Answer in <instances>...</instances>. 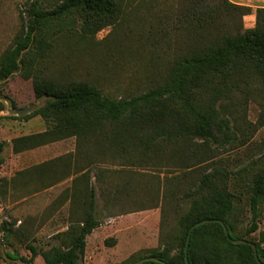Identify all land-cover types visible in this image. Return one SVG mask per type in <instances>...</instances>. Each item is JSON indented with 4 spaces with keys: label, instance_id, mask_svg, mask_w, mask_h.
<instances>
[{
    "label": "trees",
    "instance_id": "trees-1",
    "mask_svg": "<svg viewBox=\"0 0 264 264\" xmlns=\"http://www.w3.org/2000/svg\"><path fill=\"white\" fill-rule=\"evenodd\" d=\"M120 11V0H59L51 6L32 0L22 10L21 28L0 57V84L17 71L24 78L32 79L36 99H45V103L15 117L29 120L40 116L47 127L12 138L15 153L75 137L79 142L95 145L98 154L103 152L106 143L112 160L116 161L126 151L157 153L166 146H179L195 139L209 147L211 143L224 145L237 139L226 101L233 85L237 86L245 77L255 74L264 80V7L257 8L255 25L245 27L243 17L252 13L251 6L230 0H190L182 12L186 40L175 52L167 77L138 94L111 96L89 81L48 75V66L44 63L62 19L79 17L82 37L87 38L112 25ZM3 97L7 96H0V112L6 108ZM12 107L16 108L13 100ZM5 145L6 142L0 141V167ZM90 151L87 150V156L93 165L96 161ZM191 154L196 155L194 151ZM195 157L197 164L208 166L194 183L185 187L181 199L187 200L188 207L179 214L176 227L162 239L161 247L140 250L119 264H131L147 256L159 260L139 264H258L253 243L264 262V230L259 226L264 202V165L247 187L249 225L243 233H237L235 212L239 196L230 186L235 173L223 166L222 160H214V156L201 153ZM46 164L17 171L11 181L27 186L29 194L35 193L37 178L44 174ZM186 167L191 170L194 163ZM83 174L90 189V169ZM94 178L100 184L94 183L87 191L86 210L82 214L70 211L68 228L54 233L53 242L37 247L30 241L35 238L31 223L22 221L17 226L16 221L2 220L0 251L1 246L13 247L14 240L19 239L26 243L31 255L25 259L16 249L13 253L7 251L12 260L32 264L41 255L44 264H79L85 254L87 236L101 225L98 198L105 207L130 197L129 189L134 187L146 191L141 181H109L106 169H97ZM7 184L6 179L0 184V200L7 195ZM176 194L171 191L163 198L168 202L177 201L180 197ZM203 219L213 221L193 229L186 256L189 230ZM219 219L227 225L233 238L246 239L248 243L230 241ZM257 231V239L248 237ZM105 242L114 245L116 239L108 238Z\"/></svg>",
    "mask_w": 264,
    "mask_h": 264
},
{
    "label": "rangeland",
    "instance_id": "rangeland-1",
    "mask_svg": "<svg viewBox=\"0 0 264 264\" xmlns=\"http://www.w3.org/2000/svg\"><path fill=\"white\" fill-rule=\"evenodd\" d=\"M30 1L32 0H0V57L20 30L21 12ZM39 1L51 6L59 0ZM230 1L252 7V13L243 17V23L245 27H253L256 23V10L264 7V0ZM120 2L121 11L117 20L87 38L82 37L79 17L61 20L57 27L59 31L57 33L56 30L57 34L52 42L53 48L44 63L48 66L49 76L89 81L111 96L141 93L167 77L175 52L183 45L187 36L182 12L190 4V0ZM0 94L7 96L3 97L6 108L0 112L3 116L0 119V141L6 142L4 162L0 167L1 184L3 179L16 173L22 165L26 167L43 159L38 158L37 153L30 154L24 162L19 159L18 166L12 168V151L9 148L11 139L44 130L47 124L40 116L29 120L15 117L19 115L15 112L16 109L31 104H34V109L45 103V99H36L32 79L24 78L17 71L0 84ZM12 100L16 108L12 107ZM226 103L237 139L224 145L211 143L209 147V144L195 139L179 146H166L161 151H156L157 153L122 152L116 161L112 160L106 143L101 154H98L95 145L79 142L75 137L52 145L48 157L67 154L72 149H76L78 153L81 150H91L96 161L90 168L93 173L99 168L106 169L109 181H141L146 189L145 192L136 187L129 189L130 197H123L105 207L101 198H98L101 226L87 238L86 251L79 264H119L140 250L161 247L162 239L176 227L179 214L188 207L187 200L181 199L185 187L194 183L208 166L197 164L198 158L195 156L201 153L207 154V157L214 156V160H222L223 166L235 173L230 186L239 196L235 212L238 219L237 233L244 232L251 217L246 202L247 187L259 167L264 165V80L255 74L245 77L237 86L233 85ZM192 151L196 153L195 156L191 154ZM193 163L194 167L188 170L186 166ZM94 183L99 185L100 181ZM171 191L177 192L176 195L180 197L177 201L168 202L163 198L164 194L169 196ZM55 195L56 192H51L48 197L30 195L24 198L22 193L1 196L0 223L2 220L16 221L17 226L22 221L31 223L35 237L30 240L31 243L37 247H46L47 243L54 241L51 236L55 231L65 225V215L56 213L54 216L46 207ZM44 199L48 200L47 203ZM260 210L259 226L264 230V202ZM258 234L257 231L248 237L257 239ZM2 236L0 232V238ZM108 238L120 239L121 247L125 248L122 249L124 254L112 250L114 245L105 242ZM127 239H133L135 246L127 247ZM3 247L5 252L13 253L16 249L20 257L30 258L26 243L19 239L14 240L13 247ZM2 253L1 246L0 256ZM124 255L126 256L123 257ZM9 264L26 263L20 259H10ZM32 264H44L42 256L38 255Z\"/></svg>",
    "mask_w": 264,
    "mask_h": 264
},
{
    "label": "crops",
    "instance_id": "crops-1",
    "mask_svg": "<svg viewBox=\"0 0 264 264\" xmlns=\"http://www.w3.org/2000/svg\"><path fill=\"white\" fill-rule=\"evenodd\" d=\"M56 142L58 141L36 148L24 150L18 153H15L13 151L12 143L9 144V148L12 151V157L10 158L12 162V168L18 166L19 159L23 160L24 162V159L27 156L35 153H37L38 158L43 159L39 160L33 165L47 163L44 168V174L39 175L37 178L39 182L37 184V191L35 193L29 194L27 186H21L17 182L14 183L11 181L12 177L16 173L11 174L10 176L8 175L7 178L5 177L8 181L7 194L14 195L16 193H22L23 197L27 198L30 195H43L44 197H48L51 192H56V195L51 203H47L48 200L44 199V201H46L47 203L46 207L49 208L48 212L54 213V216L56 215V213H58L60 216L65 215V225L62 228L56 230L55 233L64 231L68 228L70 211L75 214H82L83 211L86 210L87 191L91 189V186L95 181L94 173L92 172V169H90L92 166L90 163V158L87 156L86 150H81L78 153L76 149H72L71 151H68L67 154L63 153L55 155L54 157H48V151L50 150L52 145L56 144ZM33 165H29L26 167H23L22 165V167L18 171L31 167ZM87 169H90V178L88 182L90 189L87 188V177L83 174ZM73 197L75 198L74 202H72ZM96 229H94L93 232H95ZM91 234H89L87 238ZM126 244L127 247L130 248L135 246L133 239H127ZM122 249L125 248L121 247V241L120 239H117L116 244H114L112 250L116 251L117 253L124 254V251ZM125 256L126 255H124L123 257Z\"/></svg>",
    "mask_w": 264,
    "mask_h": 264
},
{
    "label": "water",
    "instance_id": "water-1",
    "mask_svg": "<svg viewBox=\"0 0 264 264\" xmlns=\"http://www.w3.org/2000/svg\"><path fill=\"white\" fill-rule=\"evenodd\" d=\"M34 107V104H31L29 105L28 107H25V108H20V109H16L15 112L19 115H22V114H25V113H28L30 112ZM213 221V219H203L201 221H198L196 222L195 224H193L189 230V235H188V238H187V242H186V248H185V251H186V256H187V252H188V248H189V244H190V237H191V233L193 231V229L201 224V223H207V222H211ZM221 224H223V227H224V230H225V233L228 237V239L230 241H232L233 243H236V244H239V243H248V240L246 239H242V238H233L231 235H230V230L229 228L227 227V225L224 223L223 220H218ZM253 248H254V254H255V258L258 262V264H264V262L260 259L259 257V254H258V250H257V247L256 245L253 243L252 244ZM2 255L0 256V264H8L9 261H10V257L6 254L5 250H4V247L2 246ZM145 260H159V258L157 257H154V256H147V257H144L140 260H137L131 264H139L140 262L142 261H145ZM187 262H188V257H187ZM166 264H169V263H166Z\"/></svg>",
    "mask_w": 264,
    "mask_h": 264
},
{
    "label": "flooded vegetation",
    "instance_id": "flooded-vegetation-1",
    "mask_svg": "<svg viewBox=\"0 0 264 264\" xmlns=\"http://www.w3.org/2000/svg\"><path fill=\"white\" fill-rule=\"evenodd\" d=\"M9 264V263H8Z\"/></svg>",
    "mask_w": 264,
    "mask_h": 264
}]
</instances>
